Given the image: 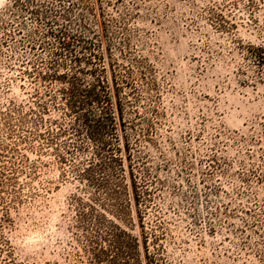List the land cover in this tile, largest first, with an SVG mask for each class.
<instances>
[{"label": "rangeland", "instance_id": "1", "mask_svg": "<svg viewBox=\"0 0 264 264\" xmlns=\"http://www.w3.org/2000/svg\"><path fill=\"white\" fill-rule=\"evenodd\" d=\"M123 1L132 51L153 82L140 110L155 109L156 134L141 149L161 264H264V77L249 78L237 49L262 42L264 0ZM11 2L0 0V14ZM212 5L232 29H214ZM16 51L0 48V109L25 112L33 90L8 67ZM23 152L40 163L3 232L14 263L85 264L69 209L77 183L51 153ZM134 222L138 236L135 213Z\"/></svg>", "mask_w": 264, "mask_h": 264}, {"label": "trees", "instance_id": "2", "mask_svg": "<svg viewBox=\"0 0 264 264\" xmlns=\"http://www.w3.org/2000/svg\"><path fill=\"white\" fill-rule=\"evenodd\" d=\"M123 4L12 0L0 14V48L20 53L18 66L8 67L33 90L25 112L15 103L0 109V264H15L3 232L40 163L25 149L51 153L77 183L69 209L82 263L161 264L158 236L145 222L152 182L141 149L156 134L155 109L140 110L153 82L132 51ZM207 11L215 30L233 28L220 7ZM237 49L253 70L248 77L262 80L264 38ZM52 111L59 118H46Z\"/></svg>", "mask_w": 264, "mask_h": 264}]
</instances>
